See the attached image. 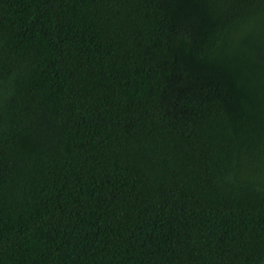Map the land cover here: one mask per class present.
<instances>
[{"label": "trees", "instance_id": "trees-1", "mask_svg": "<svg viewBox=\"0 0 264 264\" xmlns=\"http://www.w3.org/2000/svg\"><path fill=\"white\" fill-rule=\"evenodd\" d=\"M0 264H264V0H0Z\"/></svg>", "mask_w": 264, "mask_h": 264}]
</instances>
